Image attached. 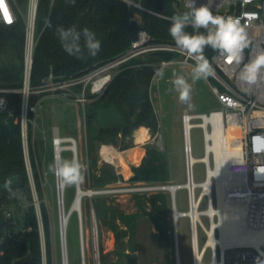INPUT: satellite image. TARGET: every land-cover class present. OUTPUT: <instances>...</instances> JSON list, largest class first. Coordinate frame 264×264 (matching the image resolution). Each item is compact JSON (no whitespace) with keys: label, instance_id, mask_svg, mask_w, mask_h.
<instances>
[{"label":"trees","instance_id":"16d2710c","mask_svg":"<svg viewBox=\"0 0 264 264\" xmlns=\"http://www.w3.org/2000/svg\"><path fill=\"white\" fill-rule=\"evenodd\" d=\"M130 1L141 4L143 8L130 5L125 0H75L74 4L69 3L68 0H54L53 3L51 0H40L35 29L36 45L29 77L31 91L44 88L49 82L62 84L81 78L109 62L121 59L132 50L133 43L141 30L151 37L150 43L175 44L168 32L171 23L168 18L178 14L174 4L180 7L179 0ZM19 3L26 9L27 0H19ZM72 25H75L77 30L87 27L96 34L102 44L97 56L81 60L64 51L56 35V28L57 26L68 28ZM186 30L192 32L191 28ZM25 42L26 21L23 17H19L12 25L0 24V90H8L0 91V97L4 96L7 102L5 109H0V201L13 205L16 211L23 213V220L17 222L14 218L7 219L0 215V264H15L17 260L28 255H31V258L26 264H45V262L54 264L51 219L44 201L38 162L33 156L36 151L31 144L30 160L40 202L45 253L41 223L23 149L21 114L22 89L26 81ZM7 53L12 57L6 62L3 58ZM213 53L210 48L204 51L211 64ZM175 57L177 54L169 51H155L133 57L121 65L101 95L88 96L93 101L85 108L87 125L94 122L96 109L105 106L104 104L114 106L122 119L121 124L99 129L98 138L103 143L116 142L119 134L125 137L131 136L141 126H145V129L151 130L153 134L159 133V118L151 97L154 71L160 67L161 62L170 61ZM209 78L212 80L211 77ZM71 87L73 95L70 98L74 99L82 94L83 83ZM63 92L57 90L56 93L63 94ZM43 96H45L44 92H32L29 96V105L37 104ZM28 118L33 120V112H29ZM31 134L29 126V142ZM145 149L141 164L132 167L134 172L132 180L149 184L167 182L168 165L164 154L153 145ZM130 172L131 168L127 174ZM10 176L16 180L13 187L20 188L24 192L23 201L10 199L4 190L3 182ZM117 180L115 169L112 165L105 164L102 175L94 187L101 189ZM93 203L98 216L102 213L106 214L101 196H94ZM139 206L141 212L149 217L154 226L155 236L160 244L169 246L172 242L169 219L172 208L169 196L163 191L152 192L139 203ZM138 216L139 214L121 215L120 219L124 224L132 227ZM110 228L118 239L127 235V231L120 230L113 220L110 221Z\"/></svg>","mask_w":264,"mask_h":264},{"label":"built area","instance_id":"2783aa9c","mask_svg":"<svg viewBox=\"0 0 264 264\" xmlns=\"http://www.w3.org/2000/svg\"><path fill=\"white\" fill-rule=\"evenodd\" d=\"M54 0H51L53 3ZM128 4L143 8L141 4L130 0H125ZM180 1V0H179ZM183 10L185 11V0H181ZM208 0H196V5L207 4ZM40 0H27L25 11L22 9L19 0H5V6L0 8V18L8 21L4 16V9L7 10L11 23L0 24L12 25L23 17L26 21V42H25V66L26 80L30 77L33 53L36 45V18ZM210 10L213 14L219 15H245L242 23L248 24V34L250 46L243 53V63H247L251 58L264 49V0H214ZM168 18V17H166ZM171 18V17H170ZM168 18V19H170ZM151 37L147 32L141 30L138 33L137 40L133 43L132 50L121 59L109 62L87 75L69 81L70 87L78 83L93 81L92 90L94 93H101L112 80L106 72L115 68L122 62L133 57L142 56L155 51H169L176 53L181 57V62L191 68L194 61L186 53L180 50L175 44H154L150 43ZM170 61H163L162 64H171ZM212 66L215 70L213 80V90L217 94L221 108L212 110L208 113L190 114L185 112L182 117L184 125V139L186 137L185 129L187 123H191L193 128H200L203 133L205 155L199 158L197 162H203L205 165V180L196 182L194 175V165L189 156H193L192 139L191 146L188 148L185 142V167L186 181L183 184H175L176 194L179 189L187 192L188 210L182 211V217H186L190 223L192 264L196 263L197 256H201L200 264H241L247 262L250 264H264V84L246 85L237 78V67L229 64L228 61L214 52L211 56ZM242 66V65H241ZM118 70V69H117ZM116 70V71H117ZM97 83H100L97 85ZM63 84V83H62ZM56 85V84H55ZM244 89H247L245 91ZM7 92L8 90H0ZM57 91V90H56ZM67 98L73 95V92L63 90ZM38 93L37 90L31 91L25 86L22 89L23 107L21 114L22 121V140L25 156V163L30 179L34 202L38 211V217L41 223L40 202L36 190L33 170L30 160V151L28 150V114L36 112L39 103L30 106L29 96L31 93ZM81 102L87 100L85 91L76 98ZM7 105L6 98L0 97V109H5ZM31 121V120H30ZM236 128L238 135L230 133L229 129ZM220 133L221 147L223 155L230 158L226 164L222 175L214 174L217 168V156L214 149ZM103 146L101 155L105 148ZM53 159L56 156L63 157V153L71 152L72 158H77L79 154L78 141L73 136L61 135L59 128L55 127L52 137ZM104 158V157H103ZM106 160V159H105ZM56 192L59 204V222L61 241L63 237L60 205H65V189L60 178L55 177ZM210 181V193L203 194L205 184ZM163 185H138L132 190L138 192L144 191H163ZM62 191V195L60 194ZM206 200V207H203ZM219 202L222 204L220 207ZM177 205V198H176ZM178 209V208H177ZM179 210V209H178ZM68 225L72 215L68 211ZM0 215L7 219L14 218L15 222L23 220V213L16 211L13 205L0 201ZM224 215L233 216L239 225L232 230L228 226L215 228V235L219 239L227 240L223 246L220 242L215 245H207L214 222L218 225L224 224L226 220ZM17 218V220H16ZM208 220V225L204 222ZM79 234L82 235V215L77 214ZM197 219V220H195ZM180 220V219H179ZM179 223V221H178ZM67 225V228H68ZM225 225V224H224ZM41 236L44 231L41 223ZM174 238L177 235L179 244L178 224L177 231H174ZM201 232L205 235L203 244L200 243ZM67 239V229L64 231ZM256 239H259L256 242ZM45 253V243L43 242ZM210 255V261L205 262L206 257ZM46 264V262H45ZM180 264H183L180 261Z\"/></svg>","mask_w":264,"mask_h":264},{"label":"rangeland","instance_id":"374dc122","mask_svg":"<svg viewBox=\"0 0 264 264\" xmlns=\"http://www.w3.org/2000/svg\"><path fill=\"white\" fill-rule=\"evenodd\" d=\"M180 7L183 4L180 0ZM25 11V8L22 7ZM12 55L7 53L3 60L8 61ZM15 60V59H14ZM13 60V61H14ZM128 61V60H127ZM125 61V62H127ZM165 70L163 79L158 77L152 81L151 97L156 108L160 129L158 134H153L145 126L134 131L131 136L119 134L116 142L103 143L98 138L101 127L113 126L122 123V119L114 106H105L96 109L97 115L91 125L86 123L85 108L92 103L89 95H101L92 90L93 81L83 83V92L87 100L81 102L78 99L67 98L65 94L56 93V90L68 91L72 89L69 82L54 84L49 82L45 87L37 89L38 93L45 96L38 103V109L33 113V120L28 118L30 126L31 141L28 142V150L32 144L35 149L33 156L38 162L41 175V183L44 190V201L49 209L51 219V239L53 243L54 264H63V250L60 235L59 204L56 192L55 177L48 171V165L53 161L52 137L55 127L59 128L61 135L73 136L78 141L79 161L85 165L82 170L83 180L80 183L85 190L101 191L102 193L86 196L82 207L83 232L79 234L77 214H73L67 228L68 264H177L174 241V218L173 210L170 216V228L172 242L169 246H162L155 236L156 230L149 217L141 212L139 203L145 197L155 191L138 192L132 190L138 185H168L183 184L186 181L185 167V139L183 114L208 113L221 108L217 94L213 90V82L210 78L199 80L192 84L191 101L193 105L189 108L178 100V94L170 91L173 71L183 74L186 78L191 75V68L181 62L177 56ZM122 62L115 68L106 72L112 79L116 70L120 69ZM193 156L196 159L205 155L203 133L200 128L191 130ZM111 146L120 152L129 151L132 148L140 149L138 160L125 159L117 162H109L101 155L103 146ZM152 146L164 154L168 165L169 180L164 183L134 182L132 167L141 164V157L145 155L146 147ZM128 147V148H126ZM126 148V149H125ZM63 158L72 159L71 152H64ZM110 164L118 175V180L107 184L104 188L94 187L98 178L102 175V168ZM128 165V166H127ZM127 166L126 168H124ZM131 168V172L127 174ZM196 182L205 180V165L197 162L194 165ZM77 185L66 187L65 208L69 211L75 196ZM170 199L168 190H163ZM101 196L105 207V215L98 216L96 213L93 197ZM177 208L180 211L188 210L187 192L179 189L176 194ZM203 207H206V200ZM94 208V209H93ZM172 208V204H171ZM115 214V217H114ZM139 214L132 227L123 223L121 215ZM115 221L118 228L127 231V235L118 239L110 228V221ZM208 225V220L204 218ZM179 232V256L183 264H192L191 232L188 218L182 217L178 223ZM43 242L44 236L42 238ZM205 235L201 232L200 243L203 244ZM43 245V244H42ZM210 261V255L205 262ZM241 264H250L243 262Z\"/></svg>","mask_w":264,"mask_h":264},{"label":"clouds","instance_id":"9594fccd","mask_svg":"<svg viewBox=\"0 0 264 264\" xmlns=\"http://www.w3.org/2000/svg\"><path fill=\"white\" fill-rule=\"evenodd\" d=\"M68 2L74 4L75 0H68ZM213 3L214 0H208L207 4L197 6L196 0H185L186 10L170 18L169 35L175 45L194 61L191 66V83L189 78L173 71L170 91L176 92L179 102L186 104L189 108L193 107L190 103L192 84L199 80H206L215 74L212 64L204 55L206 48L224 57L229 64H234L238 69L237 78L242 83L246 85L264 84V49H261L247 63H243V53L250 46L248 24L242 23L245 15H215L210 10ZM4 6L5 0H2V7ZM0 21L12 22L3 21L2 18ZM188 28H191L192 32H188L186 30ZM56 35L64 51L77 59L85 60L88 57H95L101 51V41L87 27L77 30L75 25L68 28L57 26ZM168 66V64H162L156 68L154 78L163 79ZM244 90L247 91V89ZM84 168L85 165L78 159L61 156L54 157L52 163L48 165V171L54 177L60 178L65 187L81 183ZM15 182V178L10 176L4 180L3 188L10 199L23 201L25 194L20 188L13 187Z\"/></svg>","mask_w":264,"mask_h":264},{"label":"bare ground","instance_id":"6f19581e","mask_svg":"<svg viewBox=\"0 0 264 264\" xmlns=\"http://www.w3.org/2000/svg\"><path fill=\"white\" fill-rule=\"evenodd\" d=\"M100 83H97V85ZM192 127L191 123H187L186 125V129H185V133H186V137H185V142L187 144V147L189 148L191 146V134H190V128ZM230 133L233 135H238V130L236 128H231L229 129ZM217 137L218 140L216 142V144L214 145V149L216 152V156H217V168L214 171V174L218 175H222L225 171V167L227 162L229 161L230 158H227L223 155V151H222V147H221V141H220V133H217ZM103 157L104 159H106L109 162H117V161H121V160H125V159H134V160H138L140 157V149L139 148H132L129 151H124V152H120L117 149H115L114 147H107L104 149L103 151ZM190 160L193 163H196L197 161H199L198 159L194 158V156H189ZM79 160V156L76 158ZM170 189L172 191L176 190L175 184H168ZM85 192H88L89 194L92 192L90 190H85L82 186L80 187H76V191H75V196L73 198V201L70 205L69 211H71L70 216L73 214H78V215H82V207H83V199L86 198ZM210 193V181L208 180V182L205 184V188H204V192L203 194H208ZM62 195V191L60 193ZM220 207L222 206V204L219 202ZM179 213L176 214V218H177V222L179 221V219L181 218L182 215V211L178 210ZM68 211L65 208V205L61 204L60 205V215H61V225H62V232H63V237H62V250H63V262L64 264H68V245H67V240L65 238L64 235V231L67 229V225H68ZM226 222H224V224L218 225L217 222H214L212 225V228L209 229V234H210V239L207 243V245H215L216 243L220 242L223 246L226 245L227 240L224 239H219L216 235H215V228L217 226L220 227H225L228 226V228L230 230L233 229V227H237L239 226L235 220V218L232 216H228V215H224L223 217ZM197 220V219H195ZM82 231H83V219H82ZM259 239H256V242H258ZM201 262V256L198 255L197 256V260L195 264H200ZM218 264V263H215Z\"/></svg>","mask_w":264,"mask_h":264},{"label":"water","instance_id":"95a60500","mask_svg":"<svg viewBox=\"0 0 264 264\" xmlns=\"http://www.w3.org/2000/svg\"><path fill=\"white\" fill-rule=\"evenodd\" d=\"M174 8H175V10H176L177 13H182L184 11V10H182L179 7L178 4H174ZM26 87L29 88V76L27 77V80H26ZM77 186L80 187V183L77 184ZM172 186H175L177 188L176 185H172ZM162 188L164 190H168L169 193H170L172 210H173V218H174V221H173L174 231L176 232L177 231V224H178L177 218H176V214L179 213V211L177 209V205H176V190L175 191H172L170 189L169 185H163ZM98 193H102V192L101 191H92L90 194L88 192H85V195L92 196L93 194H98ZM69 213H71V211H69ZM174 241H175V250H176V260H177V264H180L179 244H178L177 235L174 238ZM30 258H31V255H28V256H26V257H24L22 259L17 260L15 262V264H26L29 261ZM63 264H64V262H63Z\"/></svg>","mask_w":264,"mask_h":264},{"label":"snow or ice","instance_id":"6c2138e0","mask_svg":"<svg viewBox=\"0 0 264 264\" xmlns=\"http://www.w3.org/2000/svg\"><path fill=\"white\" fill-rule=\"evenodd\" d=\"M0 8H2V0H0ZM4 16L6 19H9V21H10V18L8 17V13H7L6 9H4Z\"/></svg>","mask_w":264,"mask_h":264}]
</instances>
